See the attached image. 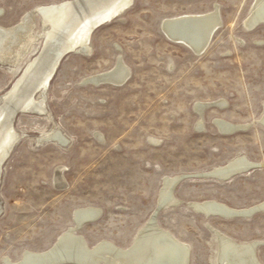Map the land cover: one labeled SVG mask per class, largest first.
<instances>
[{
    "label": "rangeland",
    "instance_id": "rangeland-1",
    "mask_svg": "<svg viewBox=\"0 0 264 264\" xmlns=\"http://www.w3.org/2000/svg\"><path fill=\"white\" fill-rule=\"evenodd\" d=\"M65 1L0 0V26ZM257 1L133 0L93 30L87 51L63 55L46 89L47 113L17 112L13 119L20 138L0 170V264L49 249L83 207L101 212L76 230L91 247L111 241L128 248L154 218L188 246V264H214L212 226L235 240L259 242L264 264V22L245 25ZM215 6L222 24L203 52L162 30L164 19L209 14ZM44 44L41 35L17 65L0 59V97ZM118 58L129 69L125 82L87 80L116 67ZM35 97L43 99L39 91ZM218 121L236 128L224 131ZM243 157L249 164L243 172L214 176ZM168 181L176 201L165 205ZM212 200L254 209L234 217L193 209Z\"/></svg>",
    "mask_w": 264,
    "mask_h": 264
},
{
    "label": "bare ground",
    "instance_id": "bare-ground-1",
    "mask_svg": "<svg viewBox=\"0 0 264 264\" xmlns=\"http://www.w3.org/2000/svg\"><path fill=\"white\" fill-rule=\"evenodd\" d=\"M132 2L133 0H68L60 4L38 6L35 10L27 12L17 24L10 27L0 26V59L14 65L19 64L29 54L41 35L45 39L40 54L28 65L14 87L0 97L3 100V102L0 100V103H3L0 106V170L13 145L20 138L12 125L16 113L25 111L46 114L47 108L44 100L46 89L63 55L78 49H82V52L79 50L80 53H83V50L87 51L91 45L89 40L93 30L110 22L113 18L121 16L130 8ZM256 5V10L245 22L246 27L250 29L264 22V0H258ZM217 10L218 8L209 14L194 13L170 17L162 21L161 27L169 37L177 42H184L195 51L203 52L206 50L216 28L220 23L222 24ZM36 13L41 14L43 22V28L38 33L33 30ZM128 76V67L121 58H118L116 67L110 71L90 76L87 80H93L95 84H100V82L122 84ZM37 91L42 93L43 99H36ZM198 109L202 111V106L200 105ZM262 115L264 122V113ZM218 124L224 131H231L236 128L232 123L225 121H218ZM53 136L62 140V136L58 133ZM248 165L246 158H238L226 167L216 170L215 177L217 179L228 178L227 176L235 172H243ZM59 182L61 186L65 183L61 180ZM172 183V181L166 182L162 190V204L166 205L176 201V197H172ZM193 206L194 210H201L206 215L220 213L228 217L235 214L247 216L254 209H233L214 200L193 203ZM261 207L264 208V205L262 204ZM100 213V210L93 207H83L76 210L74 213L75 224L68 230L66 229L67 231L65 230L66 232L61 237L59 236L60 238L49 249L38 252L28 250L17 262L10 261L8 257L4 264H60L62 262L77 264L189 263L188 246L175 238L171 232L161 228L154 218L138 233L128 248H120L111 241H103L98 245L89 246L86 238L77 233L76 230L83 223L95 220ZM210 228L217 240L216 251L212 259L214 264H262L256 253V245L259 242L245 243V241L235 240L220 229L213 226Z\"/></svg>",
    "mask_w": 264,
    "mask_h": 264
},
{
    "label": "water",
    "instance_id": "water-1",
    "mask_svg": "<svg viewBox=\"0 0 264 264\" xmlns=\"http://www.w3.org/2000/svg\"><path fill=\"white\" fill-rule=\"evenodd\" d=\"M214 176H215V174H214ZM62 263H65V262H62ZM62 263H60V264H62Z\"/></svg>",
    "mask_w": 264,
    "mask_h": 264
}]
</instances>
